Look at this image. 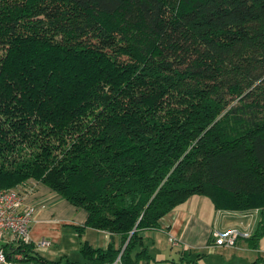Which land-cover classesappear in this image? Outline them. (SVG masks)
Segmentation results:
<instances>
[{"label": "trees", "instance_id": "16d2710c", "mask_svg": "<svg viewBox=\"0 0 264 264\" xmlns=\"http://www.w3.org/2000/svg\"><path fill=\"white\" fill-rule=\"evenodd\" d=\"M29 180L109 234L82 264L148 258L194 194L263 214L264 0H0V188Z\"/></svg>", "mask_w": 264, "mask_h": 264}, {"label": "crops", "instance_id": "0c3cea01", "mask_svg": "<svg viewBox=\"0 0 264 264\" xmlns=\"http://www.w3.org/2000/svg\"><path fill=\"white\" fill-rule=\"evenodd\" d=\"M26 186L32 188V191L26 194L25 201L35 207L31 237L33 240L45 238L51 242L49 246L32 245V254L46 261H56L61 258V264H82L86 260L80 251L83 243L87 242L93 247H106L110 240L106 231L86 227L83 233L78 234L74 229L75 226H82L85 223L87 215L83 209L73 206L41 182L29 180ZM239 214L240 211L216 210L210 198L194 194L162 217L159 228L140 232L142 246L147 249L149 257L141 259L137 264H204L205 250L213 252L212 229L230 228L236 221L244 220ZM260 217V224L255 232L264 227L262 221L264 217L262 214ZM150 233H156L152 236L151 246L146 242L147 237L151 238ZM253 235L239 238L234 246L238 245L241 248L242 245L250 243ZM263 239L264 237H261L258 244L264 242ZM114 240L116 246H119V237L116 236ZM156 243L159 246L156 247ZM1 244L5 245L0 241ZM140 247L138 245L134 251ZM250 251L260 254L259 248ZM260 259L262 260L260 263H264L262 256L256 260L255 257L251 258L246 263ZM17 264L40 263L24 260L21 256L17 259Z\"/></svg>", "mask_w": 264, "mask_h": 264}, {"label": "built area", "instance_id": "2783aa9c", "mask_svg": "<svg viewBox=\"0 0 264 264\" xmlns=\"http://www.w3.org/2000/svg\"><path fill=\"white\" fill-rule=\"evenodd\" d=\"M23 188V189H22ZM32 188L24 185L20 188H0V241L6 245L18 247L20 245L49 246L50 240L40 238L33 240L31 237V223L35 213V207L25 201L26 194L30 193ZM250 215H243L248 218ZM263 216H264V211ZM248 233H242L234 228L212 229L211 245L216 246H234L239 238H247ZM0 245V264H17V259L21 257L16 253L12 258H8L6 251ZM121 264L119 257L112 263Z\"/></svg>", "mask_w": 264, "mask_h": 264}, {"label": "rangeland", "instance_id": "374dc122", "mask_svg": "<svg viewBox=\"0 0 264 264\" xmlns=\"http://www.w3.org/2000/svg\"><path fill=\"white\" fill-rule=\"evenodd\" d=\"M261 214L262 213L260 211H256L248 218H244V220L236 221L234 224L231 225L230 228H234L237 231L242 232V233H248L251 236L252 234H254L253 232H255V230L258 228V225L260 224ZM263 229L264 227L261 228V231H263ZM153 234H156V233H153ZM153 234L151 235V238L149 237L146 238V242L150 246H151V240L153 238L152 237ZM261 237L262 238L264 237V231ZM249 245L252 248H250ZM157 246H159L158 243H156V247ZM212 248L213 249L211 250H213V252L211 253L205 250L204 254L206 256V259H204V262H203L204 264H244L246 263L247 260L250 261V259L254 257H255V260L260 258V256L264 258V242L263 241L259 242L257 246H254V243L250 241V243L246 245H242L241 248H239L238 245L236 247L235 246H223V247L212 246ZM256 248L260 249V254L256 253V251H253V252L250 251V250H256ZM186 264H189V263H186Z\"/></svg>", "mask_w": 264, "mask_h": 264}, {"label": "water", "instance_id": "95a60500", "mask_svg": "<svg viewBox=\"0 0 264 264\" xmlns=\"http://www.w3.org/2000/svg\"><path fill=\"white\" fill-rule=\"evenodd\" d=\"M258 264H264V263H258Z\"/></svg>", "mask_w": 264, "mask_h": 264}]
</instances>
